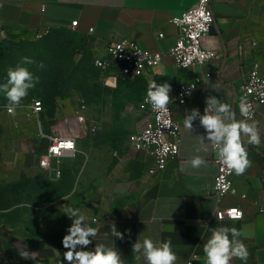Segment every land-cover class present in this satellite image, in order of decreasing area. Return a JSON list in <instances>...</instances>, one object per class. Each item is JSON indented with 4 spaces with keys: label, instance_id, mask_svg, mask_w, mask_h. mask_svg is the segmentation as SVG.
I'll return each mask as SVG.
<instances>
[{
    "label": "crops",
    "instance_id": "obj_1",
    "mask_svg": "<svg viewBox=\"0 0 264 264\" xmlns=\"http://www.w3.org/2000/svg\"><path fill=\"white\" fill-rule=\"evenodd\" d=\"M196 1L0 0V23L6 27L0 45L9 40L34 41L48 31L51 36L67 33L85 40L94 55L106 54L107 45L122 38L137 41L143 50L164 54L160 68L131 82L137 92L132 104L146 98L149 82H168L173 115L181 126L179 156L155 175L150 173L155 161L149 152L132 150L129 141L117 150L98 148L96 138L89 154L79 148L74 157L61 160L58 178L55 172L39 167L47 142L39 138L25 106L18 107L14 116L2 111L0 182L10 190L26 189L27 197L4 211L19 209L20 215L15 225L0 226V264H67L61 241L72 221L65 215V205L79 208L87 223L99 229L89 249L95 243L115 246L126 264H146L143 256L132 251L136 240L144 237L156 242L171 239L176 264H206L203 245L211 230L220 226L242 230L245 235L241 239L249 251L247 264H264V215L258 212L264 206V107L249 121H255L259 128L260 145H248L245 138L252 165L243 175H234L233 191L222 199L213 192L218 171L214 148L207 140L203 145L199 140V135H206L205 130L199 120L193 122L192 132L183 125L191 109L204 113L209 96L229 104L236 118L244 119L238 113L243 86L255 61L264 67V0H215V22L205 40V47L215 57L204 68L193 66L183 72L168 55L179 36L173 20ZM75 21L77 27L72 26ZM207 72H213L214 77L200 85L186 104H179L180 84ZM43 122L47 133L56 125L59 135L68 134L70 126L62 122L57 111L54 117L45 114ZM140 129L141 125L136 131ZM196 155L206 160V166L191 167L190 160ZM82 159L89 162L90 181L94 182L90 190L83 188L87 171ZM65 196L69 199L64 200ZM232 207L244 211L242 220L217 218L218 209ZM111 222L124 233L123 240L112 238ZM22 251L30 255L23 258ZM34 252L35 256L31 255ZM231 264L244 262L233 259Z\"/></svg>",
    "mask_w": 264,
    "mask_h": 264
},
{
    "label": "built area",
    "instance_id": "obj_2",
    "mask_svg": "<svg viewBox=\"0 0 264 264\" xmlns=\"http://www.w3.org/2000/svg\"><path fill=\"white\" fill-rule=\"evenodd\" d=\"M213 2L215 0H197L191 8L183 12L180 18L173 20L179 30V36L168 55L174 59L180 71L184 72L193 66L204 68L210 65L215 57V53L205 47V40L215 22ZM72 26L77 27L78 22H73ZM93 31L91 29L90 33ZM5 32L6 27L0 23V37ZM48 34V31H44L38 38ZM161 36L159 35V37ZM105 51L104 55L93 54V64L101 73L100 82L111 90L118 89L121 81H135L144 77L148 70H157L161 67L164 57L162 53L143 50L137 41L128 38L112 40ZM213 77V72H207L190 81L182 82L177 92L178 103L186 104L194 97L199 86ZM245 97L251 105V116L254 119L260 108L264 107V67L258 61L252 64L243 86L242 99ZM144 101L145 99L130 106L132 110L142 113V119L141 129L129 136V144L132 150L149 152L154 157L155 168L150 173L155 175L157 172L165 170L170 160L179 156L181 126L174 118L170 103L167 106V112H156ZM56 105V111L60 114L62 122L70 126L68 134L64 136L58 134L56 125L52 126L50 133L46 132L42 100H33L25 108L36 123L39 138L47 142L46 148L39 158V167L45 172H55L59 178L61 171L58 166L61 160L65 157H74L78 151L79 141L88 134L90 136L97 135L102 126L99 121L88 115L90 109L84 99L79 100L76 109H74L71 99H58ZM142 105L144 106L141 107ZM4 111L8 114L7 108ZM238 113L241 116L239 108ZM69 141L73 143L74 147H66ZM214 161L218 171L214 180L213 192L218 199H222L232 193L235 173L220 163L215 149ZM261 209H264V206H260L258 209V212L264 215V211ZM233 210L243 212V217L232 219ZM216 213L220 221H239L245 216L244 211L237 207L218 209ZM188 264H192V262Z\"/></svg>",
    "mask_w": 264,
    "mask_h": 264
},
{
    "label": "clouds",
    "instance_id": "obj_3",
    "mask_svg": "<svg viewBox=\"0 0 264 264\" xmlns=\"http://www.w3.org/2000/svg\"><path fill=\"white\" fill-rule=\"evenodd\" d=\"M32 63H34L32 59L23 57L20 64L7 70V82L0 85V92L5 94L9 102L6 105L9 115L16 114L21 101L39 82V77H34L33 73L23 66ZM39 67L43 68V63ZM170 94L171 85L168 82L158 84L151 81L144 103L150 105L153 111L167 112V106L171 102ZM205 103L206 107L202 115L196 108L188 111L183 121L184 128L192 132L193 122L199 120L200 126L206 133V135H199L200 144L203 145L205 140L210 142L217 152L220 163L235 175H243L252 165L248 156L249 150L245 147V138L248 145L258 147L261 143L256 122H249L252 120L251 105L246 97L240 100L239 110L244 119L238 120L231 106L216 96L207 97ZM66 147L72 148L74 145L69 141ZM206 164V160L199 155L190 160V165L194 169H199ZM74 191L75 189L73 194ZM63 199L68 200L69 196ZM64 210L65 215L72 221L61 241L66 249L63 260L67 264H126L121 252L115 246L95 243V246L89 249L88 246L99 235V229L87 223L85 215L79 208L65 205ZM242 217L243 212L233 210L232 219ZM110 229L112 238L124 239V233L117 230L114 222H111ZM126 231L130 232V230ZM244 235L242 230L235 227L213 228L211 236L203 245L206 264H231L233 259H239L247 264L249 251L241 239ZM104 236L107 238L108 233ZM132 251L134 255L143 256L146 264H176L178 260L177 254L173 251L171 239L156 242L150 237H144L142 241L136 240L132 245ZM29 255L28 252L22 251L21 257L25 258ZM31 255L35 256V252Z\"/></svg>",
    "mask_w": 264,
    "mask_h": 264
},
{
    "label": "rangeland",
    "instance_id": "obj_4",
    "mask_svg": "<svg viewBox=\"0 0 264 264\" xmlns=\"http://www.w3.org/2000/svg\"><path fill=\"white\" fill-rule=\"evenodd\" d=\"M81 47H86L85 40L75 42L73 36L66 33L52 35L40 44L3 42L0 45V85L7 82V70L20 64L23 57H28L34 63L23 66L27 67L34 77L38 76L39 82L29 90L21 103L41 99L52 103L57 96H68L76 109L79 100L84 99L89 105L88 115L99 121L102 129L95 136L88 134L81 139L78 149L89 154L96 138L99 141L96 144L98 148L104 146L117 150L125 147L129 136L141 125L140 112L130 107L137 99L136 87L131 82H123L117 90L106 89L98 79V72L91 68L89 60L85 58L86 53L84 52L82 57L81 51L78 52ZM77 54H80L75 57L77 60L84 58L80 65L72 63L73 56ZM41 63L43 68L39 67ZM8 103L5 94L0 92V111ZM81 161L87 171L83 188L90 190L94 182L90 181L89 162L85 159ZM40 187L44 186L41 184ZM26 197V189L10 190L9 186L0 182L1 227L16 224L20 215L19 209L12 213L4 211L16 202L24 201Z\"/></svg>",
    "mask_w": 264,
    "mask_h": 264
},
{
    "label": "trees",
    "instance_id": "obj_5",
    "mask_svg": "<svg viewBox=\"0 0 264 264\" xmlns=\"http://www.w3.org/2000/svg\"><path fill=\"white\" fill-rule=\"evenodd\" d=\"M67 34V33H66ZM69 35H71V34H69ZM51 35H47V36H45V37H42V38H36L34 41H8V42H14V43H17V42H19V43H22V42H24V43H26V42H32V43H35V44H40L41 42H43V40H45V39H47V38H49ZM71 36H73V35H71ZM73 38H74V41L76 42H79L80 41V39L79 38H76L75 36H73ZM5 42H7V41H5ZM79 51H81V53H82V57H84V52L86 53V56H85V58H87L88 60H89V63L91 64V68L92 69H95L97 72H98V79L100 80V77H101V73H100V71L97 69V68H95V66H94V64H93V53H92V51H90L88 48H82L81 47V49H78V52ZM80 53V54H81ZM80 54H77V55H74L73 56V61H72V63H77V64H81V62L83 61V59L84 58H82V59H79V60H77L75 57L76 56H80ZM84 65V64H83ZM137 80H135V81H125V82H136ZM124 82V83H125ZM122 83H123V81H121L120 82V84H119V87L122 85ZM103 85V84H102ZM104 86V85H103ZM118 87V88H119ZM106 88V87H105ZM106 89H109V88H106ZM117 90V89H116ZM66 100V99H71V97H68V96H57V97H55L54 98V100H53V102L52 103H47V102H45V100H43V99H41L42 100V102H43V105H44V110H45V114H47L49 117H54V115H55V111H56V102H57V100ZM33 101V100H32ZM32 101H30V102H28V103H21L20 104V106L19 107H22V106H27V105H29V104H31L32 103ZM6 107H4L3 109H5ZM1 110L0 111V113L2 112V111H4V110Z\"/></svg>",
    "mask_w": 264,
    "mask_h": 264
}]
</instances>
